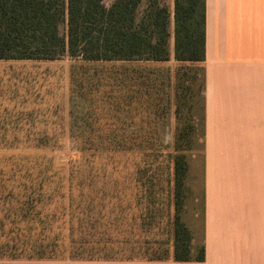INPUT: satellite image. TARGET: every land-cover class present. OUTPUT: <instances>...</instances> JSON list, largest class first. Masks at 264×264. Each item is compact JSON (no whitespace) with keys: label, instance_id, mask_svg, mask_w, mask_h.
<instances>
[{"label":"trees","instance_id":"obj_1","mask_svg":"<svg viewBox=\"0 0 264 264\" xmlns=\"http://www.w3.org/2000/svg\"><path fill=\"white\" fill-rule=\"evenodd\" d=\"M63 24L66 32L61 31ZM65 54L76 62L71 84L88 100V113H94L95 102L107 105L110 127L118 123L127 128L123 126L127 118L121 116L124 106L135 109L142 87L139 79L152 80L129 66L144 62L160 66L173 54L176 64L199 63L203 70L205 0H174L173 9L163 0H112L110 4L106 0H0V60L51 61ZM97 84L109 87L99 100L88 94ZM143 85L148 97L156 89L148 81ZM96 125L100 126L97 120ZM80 139L96 151L140 150L145 144L138 136L114 133H89ZM182 165H176L177 189ZM73 175L67 193L59 197L44 196L34 187H25V194L9 199L1 197L0 229L9 226L11 238L0 242V264H203L204 246L191 256L190 235L184 239L187 251L183 250L182 235L189 233L180 223L176 204L173 248L163 247L154 237L152 228L160 223L159 212L165 206L152 182L147 188L143 182L142 193L124 203L113 188L96 195L84 190L82 194L88 196H79ZM166 209L171 214L169 203ZM130 225L143 230L136 232ZM143 246L145 254H138ZM128 251L136 255H127Z\"/></svg>","mask_w":264,"mask_h":264},{"label":"rangeland","instance_id":"obj_2","mask_svg":"<svg viewBox=\"0 0 264 264\" xmlns=\"http://www.w3.org/2000/svg\"><path fill=\"white\" fill-rule=\"evenodd\" d=\"M163 1L173 9L174 0ZM61 31L66 32V25ZM75 63L67 54L51 61L0 60V210L1 197L25 194V187H34L44 196L66 194L72 172L77 194L83 198L88 196L82 194L84 190L96 195L113 188L126 203L142 193L143 182L146 188L152 182L165 206L159 212L160 223L152 228L154 237L163 247L173 248L176 204L180 223L189 233L182 235L183 250L187 251L184 239L190 235L191 256L198 255L202 247L201 64L178 65L172 54L170 61L157 64L160 66L145 62L129 66V70L135 66L140 75L152 80L139 79L142 87L139 103L132 106L135 109L124 106L121 116L127 118L123 125L127 128L118 123L112 128L106 113L108 106L100 107L95 102L94 113H88V100L71 84ZM77 71L84 73L83 69ZM146 81L156 87L149 97L143 85ZM107 90L106 85L97 84V89L88 94L99 100ZM87 113L93 117L92 124ZM89 133L138 136L144 140V149L96 151L80 139ZM179 162L183 164L179 172L182 183L177 189ZM63 199H57L56 205ZM168 203L171 214L166 209ZM132 211L139 214L136 209ZM128 228L143 230L139 225ZM8 231L9 226L0 229V242L10 240ZM141 253L145 254L144 246L138 252ZM127 255L136 252L128 251Z\"/></svg>","mask_w":264,"mask_h":264},{"label":"crops","instance_id":"obj_3","mask_svg":"<svg viewBox=\"0 0 264 264\" xmlns=\"http://www.w3.org/2000/svg\"><path fill=\"white\" fill-rule=\"evenodd\" d=\"M202 105L203 264H264V0H205Z\"/></svg>","mask_w":264,"mask_h":264}]
</instances>
